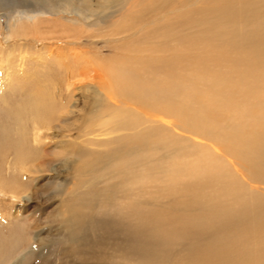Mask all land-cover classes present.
Listing matches in <instances>:
<instances>
[{"label":"bare ground","instance_id":"bare-ground-1","mask_svg":"<svg viewBox=\"0 0 264 264\" xmlns=\"http://www.w3.org/2000/svg\"><path fill=\"white\" fill-rule=\"evenodd\" d=\"M22 3L13 0L9 11L14 7V18L28 22V37L52 45L47 56L63 63L66 85L98 89L90 118L80 120L83 144L36 154L20 145L16 153L22 177L29 178L48 170L54 156L66 157L62 176L53 182V194L64 200L52 217L73 251L87 253L110 240L114 251L122 249L116 252L124 261L134 258L131 264H172L176 239L182 237L193 245L179 264H253L251 249L258 250V264H264V197L245 185L248 175L257 185L264 183V0ZM121 20L140 25L129 29V22L121 32ZM155 29L162 36L152 35L149 44L164 50L147 47L151 51L141 61L124 60L104 77L91 72L86 41L95 45L106 39L103 35L112 42L139 35L147 39ZM170 29L172 34L166 33ZM124 33L121 40L113 38ZM39 89L29 102V124L50 131L63 127L71 113L65 103L73 97L71 91L56 96L41 91L38 97ZM206 91L218 97L211 110L205 105L215 102L208 101ZM207 113L231 120L211 123ZM3 140L6 156L10 137ZM106 176V181H118L98 187ZM3 179L0 190L22 194L21 182ZM151 185H158L153 200L144 198ZM171 198H178L185 210L176 213L162 206Z\"/></svg>","mask_w":264,"mask_h":264},{"label":"rangeland","instance_id":"rangeland-1","mask_svg":"<svg viewBox=\"0 0 264 264\" xmlns=\"http://www.w3.org/2000/svg\"><path fill=\"white\" fill-rule=\"evenodd\" d=\"M19 1L23 2L22 5L29 6L31 0ZM12 2L13 0H3V8L0 9V180H2L3 177H6L7 181L18 180L23 184V187L19 189L18 192L22 194H18V196L7 190H0V264H131L134 262V258L128 259L125 257L124 261V256L120 255L122 249L118 248L120 251L116 252L118 249L114 251L111 246L113 244L110 240H106V244L95 248L93 251L91 249H86L87 253L85 250H79L78 253L74 252L71 245L66 242L67 239L65 238V233H61L59 231L60 227L53 222L52 215L64 200L61 196L53 194V182L62 176L60 175V172H63L66 168L64 165V159L66 157L64 155L54 156L56 161L50 165L48 170L43 172L40 171L35 175H31V178H29V175L28 177L26 175L22 177V174L17 167L18 156L16 153H18L17 149L20 145V148H24L28 153L34 150V154H36V152L42 151L43 148L55 150L56 148H61L63 144H68L69 146L78 143L81 144L84 138L81 140L78 138L79 135L82 134L79 129V126L81 127L80 120H88L90 118V110L94 107L93 92L98 89L95 87L96 85H92L93 87L89 91H87L85 87L76 89L73 86L68 87V84L66 85L64 82V75L66 74H64L65 71L62 68L63 63L61 64L60 62V65L55 56H47L49 55L48 48L52 45L48 43L44 45L45 43H43V41L36 42L34 41V37H28L30 33L27 32L28 22L25 20H19V18H17V20L14 18V7H12L11 11L13 15L10 14L11 12L9 9L11 8L9 7L12 5ZM25 3H29V5ZM9 22L12 24L8 25ZM129 22L130 21L127 20L122 21L119 25L120 27L118 31L120 30L123 32L127 30L126 26ZM17 24L22 25L18 27ZM131 25L132 26H130L129 29H134L140 24L135 25L131 23ZM33 29L34 27H32V30ZM176 30L178 29L174 28V31ZM6 31L9 35L6 34ZM155 32L156 34L153 32L151 38L149 36L147 39H143V36L139 35L136 39H128V41L125 39L122 41L121 39L126 35L124 33V35L120 34L113 37L114 39L119 38V40H121L119 42L110 41V35H103L106 39L96 41L95 45L93 42L86 41L88 43L86 44L85 42L83 50L90 52L85 58L92 62H89L91 64V72L97 76L96 78L104 77L107 76L110 70L117 71L119 66L123 64L122 62L131 60L132 58L135 61H141L139 60V57L144 54L149 55L148 52H150L151 49L154 52L164 50L161 46H159L160 49H158L157 45L156 48L154 47L153 49L152 44H149L154 37H152V35H155V37H161L163 33L156 29ZM172 32L173 31L170 29L166 33L172 34ZM18 33H21L20 36ZM148 33H151V30L148 31ZM11 34L13 35L11 36ZM10 37L11 39H9ZM147 47L151 49L149 50ZM171 47L174 48V46ZM86 48L88 49L86 50ZM144 48H146V50ZM93 49H97V51ZM66 50L67 49H65V51ZM97 60H99V62L101 61V66ZM104 63L106 64L104 65ZM261 65H264V62L261 63ZM93 69L96 71H93ZM96 81H98V79ZM38 89L40 92L37 95L38 97L41 96V91L49 94L52 92L51 94L54 96L58 95L60 93L59 91H71L73 97L70 96L68 97L70 99L67 98L65 101V103L69 102L68 106L71 105V113L69 115L66 114L65 117L63 116L64 119L67 120L65 124L61 123L63 127H57L56 130L50 131L47 128L38 129L29 124L30 120L28 119L31 116V104L29 102L33 101V96L37 93L36 91ZM205 94L208 97L209 102H215V104L205 105L208 107V110H211V105H216L215 98L218 97H214L211 95V92L207 91ZM105 102L108 103V99H106ZM23 107L25 116L20 118L18 113ZM207 114L208 120H210L211 123L216 122V120H223L224 122L231 120L229 118L226 120V116L223 114L217 116H214L213 113ZM172 120L174 121V118H172ZM227 126H231V123ZM24 132L27 135H24ZM21 134L22 137H20ZM183 135L190 136L187 134ZM4 136L10 137L8 152H11L6 156L3 154ZM190 137L192 138L193 136ZM23 139L27 142L26 145H23ZM68 155L70 157L68 163H72L74 161L72 152H69ZM31 160L32 159H30V161ZM241 170L248 174V171H245L246 169L241 167ZM249 176L250 175H248L245 180V185H247L248 190L250 189L251 192L254 194L256 193L255 196L258 195L263 198L264 183L262 184L261 182V184L257 185L256 182L255 184L250 179L254 183L253 184L249 180ZM107 179L108 176L99 179L101 181L96 185L98 187H104L109 182L114 183L118 181L117 178L111 179L110 181H106ZM3 180L6 181L5 179ZM7 181L5 183H7ZM72 181V179H69L67 188L72 186ZM247 182L251 183L249 184ZM156 186L158 185L148 186V196L144 198L150 199L152 194L156 191ZM23 189H27V191L23 193ZM164 203L162 206L175 211L176 213H181V211L185 210L184 207H186L185 205L180 204L178 198L177 200L176 198L165 200ZM175 243L176 250L174 251L172 264H179L183 260V256H185L188 249H191L193 243H190V241H186L185 239L183 240L182 237L177 238ZM88 250L91 252L89 253ZM249 253L254 259H256L253 264H258V256L260 255L258 250L251 249ZM192 255V253H189L188 259H190Z\"/></svg>","mask_w":264,"mask_h":264}]
</instances>
